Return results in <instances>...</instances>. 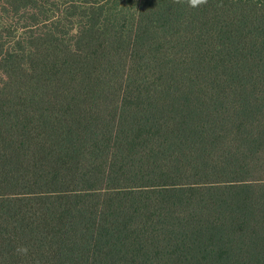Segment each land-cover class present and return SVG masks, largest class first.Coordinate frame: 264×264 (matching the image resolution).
<instances>
[{
    "label": "trees",
    "instance_id": "1",
    "mask_svg": "<svg viewBox=\"0 0 264 264\" xmlns=\"http://www.w3.org/2000/svg\"><path fill=\"white\" fill-rule=\"evenodd\" d=\"M0 69V264H264V0H0Z\"/></svg>",
    "mask_w": 264,
    "mask_h": 264
},
{
    "label": "clouds",
    "instance_id": "2",
    "mask_svg": "<svg viewBox=\"0 0 264 264\" xmlns=\"http://www.w3.org/2000/svg\"><path fill=\"white\" fill-rule=\"evenodd\" d=\"M177 4H184L186 3L190 8H202L208 4V0H174ZM16 254L21 256H27L29 249L26 246H18L15 249Z\"/></svg>",
    "mask_w": 264,
    "mask_h": 264
},
{
    "label": "rangeland",
    "instance_id": "3",
    "mask_svg": "<svg viewBox=\"0 0 264 264\" xmlns=\"http://www.w3.org/2000/svg\"><path fill=\"white\" fill-rule=\"evenodd\" d=\"M1 73H2V70L0 69V75H1Z\"/></svg>",
    "mask_w": 264,
    "mask_h": 264
}]
</instances>
